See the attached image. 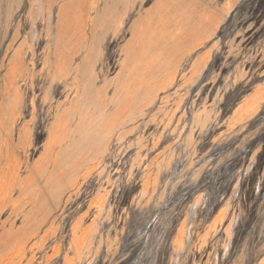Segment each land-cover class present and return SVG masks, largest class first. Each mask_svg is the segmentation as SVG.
<instances>
[{"label":"rangeland","instance_id":"rangeland-1","mask_svg":"<svg viewBox=\"0 0 264 264\" xmlns=\"http://www.w3.org/2000/svg\"><path fill=\"white\" fill-rule=\"evenodd\" d=\"M262 133L264 0H0V264H264Z\"/></svg>","mask_w":264,"mask_h":264},{"label":"bare ground","instance_id":"bare-ground-1","mask_svg":"<svg viewBox=\"0 0 264 264\" xmlns=\"http://www.w3.org/2000/svg\"><path fill=\"white\" fill-rule=\"evenodd\" d=\"M217 57V56H216ZM223 85H224V83H223ZM208 88H209V86H207ZM45 134V130H42V128H41V130H39L38 131V129H35V135H37V137H35V139L36 138H41L43 135ZM261 137H263V140H264V133H262V135H261ZM40 149V146L38 147H36V148H34L33 150H31L32 151V153H31V157L34 155V153H36L38 150ZM114 163L115 164H119V161H118V159H115L114 160ZM251 163V162H250ZM226 167L227 166H229V163H227L226 165H225ZM115 174H118V172H115ZM236 178H239V180H240V186H242V188L244 187V183H245V181L247 180V178H248V174H243V173H241V172H238L237 174H236ZM235 178V179H236ZM235 179H234V181H235ZM239 182V181H238ZM133 183H134V181H133ZM233 184H234V182H230V184L229 185H231V186H233ZM134 185V184H133ZM234 188V187H233ZM216 189L218 190V192H219V189H218V187H216ZM242 190V193H241V198L243 199V197H244V199L246 198V193H245V191H244V189H241ZM241 192V191H240ZM221 194V193H220ZM220 194H218V196L220 195ZM105 195H107V194H105ZM216 198H217V196H216ZM264 198V197H263ZM85 201L87 202V200H83V203H85ZM110 202H114L113 201V199H112V196L110 195ZM197 207L198 208H200V206H199V203H197V202H195V201H193V204L190 206V208H189V210H188V213H187V222H186V224H185V231H186V241H188V244H186V246H185V248H187L188 246L190 247L191 246V241H192V238H189L190 237V234H191V232H192V228L194 227L193 226V223H194V218H195V216H194V213H196V210H197ZM130 209L132 208V215H133V213H134V216H135V220H134V225L135 226H137V227H141L142 229H143V233H141V238H140V240L138 241V244L135 246V248L133 249V251L132 252H130L129 254H127V253H125V258L124 259H126V260H123L122 262H119L118 264H142L141 263V259H142V257L141 256H139V253H138V250H139V248H140V246L142 245V243L144 242V241H146V239L144 238L145 236H146V233L148 232V231H150V229L152 228V224H153V215H149V216H147L148 215V213H147V211H146V209L145 208H136V206H135V204H132V205H130V207H129ZM205 212H204V216L208 213L207 211H208V209H205L204 210ZM132 215L130 216V217H132ZM235 217V216H234ZM253 217V216H252ZM255 218H258V216L256 217V215H255ZM237 219H238V217H237ZM263 222H264V220H263V218L261 219H259L258 220V224L261 226L262 224H263ZM119 223H124V221L122 222L121 220L119 221ZM129 225V224H128ZM236 225V224H235ZM128 231H130V226H129V228L127 229V231H126V233H124L122 236H121V240L123 239H128L129 237L128 236H126V234L128 233ZM137 232H140V230H138ZM73 237V235H71V233L70 234H68V240H69V237ZM180 246V248H178ZM122 252H124V251H127V246H125L124 244H123V242H122ZM185 248L184 247H182L181 246V244L179 245H177V247H176V249H175V251H174V255H175V258H176V261H174V264H179V259L181 258V256L183 255V253H184V250H185ZM152 251V255L151 256H153V254H154V250H151ZM146 253H147V251L143 254V256H145L146 255ZM136 257H135V256ZM134 256V257H133ZM139 257V258H138ZM135 259H138V261H135ZM95 264H112V263H110V262H107V263H101V260H99L98 258H96V260H95ZM34 264H37V262H35Z\"/></svg>","mask_w":264,"mask_h":264}]
</instances>
